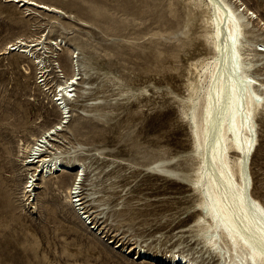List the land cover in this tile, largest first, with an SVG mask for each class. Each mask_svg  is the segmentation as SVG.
I'll list each match as a JSON object with an SVG mask.
<instances>
[{
	"label": "rangeland",
	"instance_id": "374dc122",
	"mask_svg": "<svg viewBox=\"0 0 264 264\" xmlns=\"http://www.w3.org/2000/svg\"><path fill=\"white\" fill-rule=\"evenodd\" d=\"M34 1L62 13L0 0V147L11 149L0 171V264H170L177 254L218 264L193 232L195 160L180 101L190 64L212 54L198 1ZM231 1L257 15L263 41L264 0ZM19 38L41 41L31 56L4 53ZM72 75L62 120L54 91ZM22 114L31 116L25 127L8 124ZM48 128L65 171L37 184L33 204L17 152ZM250 170L264 203V114Z\"/></svg>",
	"mask_w": 264,
	"mask_h": 264
},
{
	"label": "bare ground",
	"instance_id": "6f19581e",
	"mask_svg": "<svg viewBox=\"0 0 264 264\" xmlns=\"http://www.w3.org/2000/svg\"><path fill=\"white\" fill-rule=\"evenodd\" d=\"M197 1L206 13L212 54L190 64L185 94L180 97L192 145L190 154L195 160L187 179L198 196L193 232L205 254L218 264H264V203L253 195L250 170L258 145V119L264 114V38L259 41V34H255L260 29L254 24L257 15L249 10L244 12L245 7H238L231 0ZM12 2L62 13L34 0ZM262 26L264 31V23ZM40 41L19 38L8 43L4 53L8 49L31 56ZM75 83L77 77L72 75L54 89L56 111L62 120L68 115L66 103L71 100ZM30 120L31 116L22 114L8 124L25 127ZM53 133L57 134L56 129L48 128L30 135L17 152L20 169L30 175L23 184V198L33 204L35 189L46 185L49 176L65 171L61 156L52 151L54 145L49 143L48 137L52 139ZM10 154V148L0 147L1 172L6 171L3 161ZM79 165L66 187L69 198L79 191L82 182L84 170ZM39 182L44 185H37ZM5 192L0 175V198ZM146 255L158 261L155 256ZM169 262L194 264L180 254Z\"/></svg>",
	"mask_w": 264,
	"mask_h": 264
}]
</instances>
